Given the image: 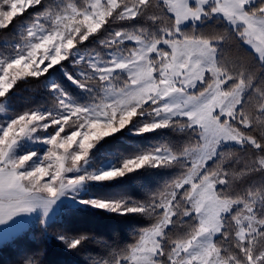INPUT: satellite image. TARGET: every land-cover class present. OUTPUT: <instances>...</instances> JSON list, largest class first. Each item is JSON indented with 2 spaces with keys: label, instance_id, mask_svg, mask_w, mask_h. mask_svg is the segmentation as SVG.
<instances>
[{
  "label": "snow or ice",
  "instance_id": "obj_1",
  "mask_svg": "<svg viewBox=\"0 0 264 264\" xmlns=\"http://www.w3.org/2000/svg\"><path fill=\"white\" fill-rule=\"evenodd\" d=\"M0 225L83 264H264V0H0Z\"/></svg>",
  "mask_w": 264,
  "mask_h": 264
},
{
  "label": "trees",
  "instance_id": "obj_2",
  "mask_svg": "<svg viewBox=\"0 0 264 264\" xmlns=\"http://www.w3.org/2000/svg\"><path fill=\"white\" fill-rule=\"evenodd\" d=\"M27 87L29 91L23 93L27 96L31 94L37 85H21V88ZM133 186H130V189ZM89 226L95 227L107 235L118 234L122 240H129V231L136 226L137 221L134 219H121L116 217L95 216L89 218ZM66 227H72V221H65ZM59 225H53L49 228V233L59 230ZM36 239H31V236ZM22 250L44 252L43 259L45 264H83L84 257L79 254L66 252L55 240H44L40 238L38 229H33L26 236L20 239H11L9 242L0 244V264H17L21 259Z\"/></svg>",
  "mask_w": 264,
  "mask_h": 264
},
{
  "label": "rangeland",
  "instance_id": "obj_3",
  "mask_svg": "<svg viewBox=\"0 0 264 264\" xmlns=\"http://www.w3.org/2000/svg\"><path fill=\"white\" fill-rule=\"evenodd\" d=\"M6 226H4V225H0V229H4ZM11 231V230H10ZM10 234V233H9ZM9 240H11V234H10V239Z\"/></svg>",
  "mask_w": 264,
  "mask_h": 264
}]
</instances>
